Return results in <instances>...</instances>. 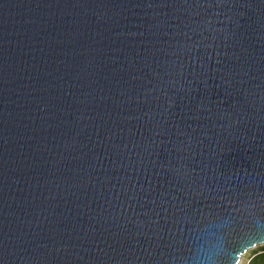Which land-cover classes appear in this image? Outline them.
I'll return each instance as SVG.
<instances>
[{
  "label": "water",
  "instance_id": "1",
  "mask_svg": "<svg viewBox=\"0 0 264 264\" xmlns=\"http://www.w3.org/2000/svg\"><path fill=\"white\" fill-rule=\"evenodd\" d=\"M264 220V0H0V264H187Z\"/></svg>",
  "mask_w": 264,
  "mask_h": 264
},
{
  "label": "clouds",
  "instance_id": "2",
  "mask_svg": "<svg viewBox=\"0 0 264 264\" xmlns=\"http://www.w3.org/2000/svg\"><path fill=\"white\" fill-rule=\"evenodd\" d=\"M230 228L222 229L210 246H194L187 264H264V220L227 237Z\"/></svg>",
  "mask_w": 264,
  "mask_h": 264
},
{
  "label": "rangeland",
  "instance_id": "3",
  "mask_svg": "<svg viewBox=\"0 0 264 264\" xmlns=\"http://www.w3.org/2000/svg\"><path fill=\"white\" fill-rule=\"evenodd\" d=\"M253 264H256V261H253Z\"/></svg>",
  "mask_w": 264,
  "mask_h": 264
}]
</instances>
